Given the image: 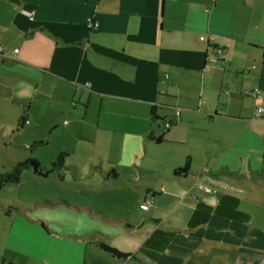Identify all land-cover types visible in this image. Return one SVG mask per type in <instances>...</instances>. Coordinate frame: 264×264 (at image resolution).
Here are the masks:
<instances>
[{
	"label": "crops",
	"instance_id": "1",
	"mask_svg": "<svg viewBox=\"0 0 264 264\" xmlns=\"http://www.w3.org/2000/svg\"><path fill=\"white\" fill-rule=\"evenodd\" d=\"M10 2L0 139L55 136L58 175L99 173L126 261L264 264V0Z\"/></svg>",
	"mask_w": 264,
	"mask_h": 264
},
{
	"label": "rangeland",
	"instance_id": "2",
	"mask_svg": "<svg viewBox=\"0 0 264 264\" xmlns=\"http://www.w3.org/2000/svg\"><path fill=\"white\" fill-rule=\"evenodd\" d=\"M12 5L0 0L2 16L12 11ZM33 140L27 128L13 132L7 141L0 139V173L31 158H40L45 166L56 160L60 144L55 136L47 146H34ZM65 161L69 159L65 157ZM57 172L43 178L32 168H24L18 181L0 189V264H136L137 257L126 261L100 247L116 249L109 236L114 226L109 219L113 209L106 204L108 192L101 175L93 168L82 171V176ZM94 184L98 186L92 188ZM134 199L130 194L128 206L138 214ZM126 210L117 209L121 215ZM117 247L118 252L130 254Z\"/></svg>",
	"mask_w": 264,
	"mask_h": 264
},
{
	"label": "trees",
	"instance_id": "3",
	"mask_svg": "<svg viewBox=\"0 0 264 264\" xmlns=\"http://www.w3.org/2000/svg\"><path fill=\"white\" fill-rule=\"evenodd\" d=\"M10 1L17 2L18 0H10ZM62 158H63V153L59 154L57 156L56 160L53 163L50 164L49 168L45 169L44 171L40 170V166H39V164H38L36 159H32L31 158V159H29V160H27L25 162H21V163L18 164V166H16L12 170L0 173V189L2 188V186L5 183L18 181L20 173H21V170H23L24 168H32L35 172L39 173L40 175L47 176L52 171H54L56 169H59L62 166ZM187 169H188V163L186 162L185 166L183 168L178 169V170L186 171ZM100 247L103 250H105L107 252H110V253H112L115 256L120 257V258H122V257L126 258L128 256L126 254L118 252L114 248H109L108 246L103 245V244H100ZM2 262L4 263V262H6V260L3 259ZM6 264H14V263L11 262V261H7Z\"/></svg>",
	"mask_w": 264,
	"mask_h": 264
},
{
	"label": "built area",
	"instance_id": "4",
	"mask_svg": "<svg viewBox=\"0 0 264 264\" xmlns=\"http://www.w3.org/2000/svg\"><path fill=\"white\" fill-rule=\"evenodd\" d=\"M24 13L27 14V15L31 14V13L26 12V11H24ZM85 24H86V26L89 29H97V27H98V23L92 17H88L86 19V21H85ZM200 39H203V36H201ZM4 50H5V48L0 46V53H3ZM17 51H18V49L15 48L14 52H17ZM216 53L218 55H221L222 54V50L220 48H217L216 49ZM252 93H253L254 97H256V98L261 100L260 103H258V104H256L254 106L252 117L253 118H263L264 117V96H263V92L259 88L255 87L254 90L252 91ZM178 113H179V111H177V114ZM28 121L29 120L26 119L25 123H28ZM168 125H169V123L165 122V126H168ZM140 207L143 208V209H146L148 207V204L147 203H143V204L140 205Z\"/></svg>",
	"mask_w": 264,
	"mask_h": 264
},
{
	"label": "water",
	"instance_id": "5",
	"mask_svg": "<svg viewBox=\"0 0 264 264\" xmlns=\"http://www.w3.org/2000/svg\"><path fill=\"white\" fill-rule=\"evenodd\" d=\"M160 138V137H159Z\"/></svg>",
	"mask_w": 264,
	"mask_h": 264
}]
</instances>
